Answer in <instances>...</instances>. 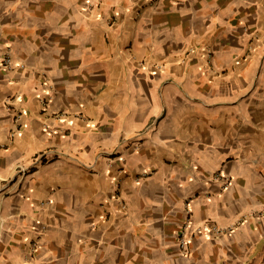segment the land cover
<instances>
[{
    "label": "crops",
    "instance_id": "1",
    "mask_svg": "<svg viewBox=\"0 0 264 264\" xmlns=\"http://www.w3.org/2000/svg\"><path fill=\"white\" fill-rule=\"evenodd\" d=\"M0 264H264V0H0Z\"/></svg>",
    "mask_w": 264,
    "mask_h": 264
},
{
    "label": "built area",
    "instance_id": "2",
    "mask_svg": "<svg viewBox=\"0 0 264 264\" xmlns=\"http://www.w3.org/2000/svg\"><path fill=\"white\" fill-rule=\"evenodd\" d=\"M4 62H5V65L10 67L12 65L11 56H6L4 59ZM65 115L66 113L57 114L59 118H62ZM78 116L83 117V115L81 114H78ZM15 117L18 121L21 117V113L16 112ZM25 173L26 172L21 173V178L25 176L23 175ZM215 177L221 180L224 186H227L230 183V178L222 173H217ZM232 232H233V228L221 227L213 221H206L202 224H196L194 222L192 210L189 204H187V216L178 232V244L181 248V251L185 253L186 255H189L190 254L189 244L195 238V236L201 233H209L212 235L220 236V235H229Z\"/></svg>",
    "mask_w": 264,
    "mask_h": 264
}]
</instances>
